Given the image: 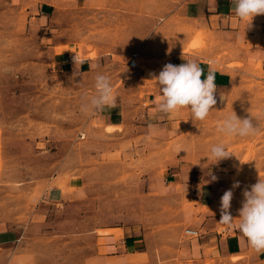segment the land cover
<instances>
[{
    "label": "rangeland",
    "instance_id": "obj_1",
    "mask_svg": "<svg viewBox=\"0 0 264 264\" xmlns=\"http://www.w3.org/2000/svg\"><path fill=\"white\" fill-rule=\"evenodd\" d=\"M186 1L0 0V205L30 225L13 259L0 264H76L110 227L154 239L159 257L176 213L161 182L168 165L227 181L230 209L237 210L244 190L264 178V72L227 60L230 45L207 28L196 30L182 14ZM198 49H218L214 64L236 68L232 85L215 94L204 121L180 109L169 114V140H155L136 126L145 125L147 107L160 96L152 94L153 74ZM136 51L138 67H128ZM65 55L91 60V70L59 66ZM98 73L110 78L116 106L124 109L125 124L114 130L99 111H80L95 94ZM233 111L255 118L258 133L224 137L217 123ZM221 142L233 155L215 163L206 156ZM54 186L66 196L42 200Z\"/></svg>",
    "mask_w": 264,
    "mask_h": 264
},
{
    "label": "crops",
    "instance_id": "obj_2",
    "mask_svg": "<svg viewBox=\"0 0 264 264\" xmlns=\"http://www.w3.org/2000/svg\"><path fill=\"white\" fill-rule=\"evenodd\" d=\"M234 7L233 0H187L182 5V14L194 23L196 30L207 28L220 45H230L232 54L227 60L256 64L264 72V15L255 16L249 26L250 21L234 15ZM217 53L218 49L192 50L176 55L171 64L180 65L188 59H196L204 72L201 79L206 78L211 68L215 72L219 93L216 98H220L221 93L232 85V71L236 68L228 66L226 61L222 68L215 65L211 57ZM74 58L65 55V59L56 63L80 73L91 70V60L81 59L84 63L77 65V70ZM153 86V97L155 91L161 95L158 84ZM149 101L153 103V99ZM98 114L105 126L125 124L124 109L118 106L106 108ZM146 114L145 125L136 126L151 130L155 140H169V125L174 122L173 118L156 111L155 103L147 107ZM161 182L165 186L169 208H175L176 213L171 219L173 223L169 231L165 232L169 237L166 239V250L159 257L154 253V239L137 237L135 232L127 230H118L115 234V228L110 227L102 237L95 235L92 251L76 264H264V253L257 254L247 246L238 231L219 223L220 201L227 191V181L204 180L203 176L187 166L168 165ZM64 196L66 193L54 186L44 190L41 199L59 202ZM9 208L0 205V262L13 259L30 226L16 221ZM237 209H230L234 218L239 216ZM185 228L196 229L199 235L188 238L184 234ZM118 234H122L121 237ZM98 239H101V244H97Z\"/></svg>",
    "mask_w": 264,
    "mask_h": 264
},
{
    "label": "clouds",
    "instance_id": "obj_3",
    "mask_svg": "<svg viewBox=\"0 0 264 264\" xmlns=\"http://www.w3.org/2000/svg\"><path fill=\"white\" fill-rule=\"evenodd\" d=\"M234 15L241 20L250 21L257 15H264V0H233ZM248 26V27H249ZM75 63L82 65L84 61L75 56ZM77 74H79L77 72ZM196 59H188L180 65L166 64L159 75L153 74V79L160 88L161 95L155 103L156 111L171 114L180 109H188L192 120L204 121L217 103L215 94V72L209 69L206 78ZM95 94L86 99L80 107L84 114L104 111L106 108L116 107L117 97L114 94L113 84L110 78L102 73L95 76ZM217 130L228 138L249 137L258 133V126L252 116L240 118L233 111L217 123ZM226 145L221 142L210 148V155L206 156L215 163L229 158ZM213 181L217 179L214 175ZM239 182L233 184V188L239 187ZM244 200L239 209L238 218L230 213L233 191L224 192L220 201L221 219L219 223L228 229H234L240 233L247 246L257 254L264 253V178H259L257 183L251 185L250 190L243 192Z\"/></svg>",
    "mask_w": 264,
    "mask_h": 264
},
{
    "label": "built area",
    "instance_id": "obj_4",
    "mask_svg": "<svg viewBox=\"0 0 264 264\" xmlns=\"http://www.w3.org/2000/svg\"><path fill=\"white\" fill-rule=\"evenodd\" d=\"M141 56L140 52L136 51V52H132L129 60H128V67L131 68H136L138 67V63H137V59ZM184 234L188 237H197L199 235V232L196 229H192V228H185L184 229Z\"/></svg>",
    "mask_w": 264,
    "mask_h": 264
},
{
    "label": "bare ground",
    "instance_id": "obj_5",
    "mask_svg": "<svg viewBox=\"0 0 264 264\" xmlns=\"http://www.w3.org/2000/svg\"><path fill=\"white\" fill-rule=\"evenodd\" d=\"M191 46H193V43L191 44ZM186 47H187V46H186ZM189 47H190V46H189ZM189 47H188V48H189ZM188 48H187V49H188ZM190 48H191V47H190ZM71 50H72V49H71ZM71 50H70V51H71ZM67 51H68V50H67ZM228 64H229V63H228ZM233 65H234V64H233ZM149 74H150V73H149ZM151 74H152V72H151ZM151 74H150V75H151ZM115 128H117V126H113V125H107V126H106V129H108V130H114ZM189 264H190V263H189Z\"/></svg>",
    "mask_w": 264,
    "mask_h": 264
}]
</instances>
